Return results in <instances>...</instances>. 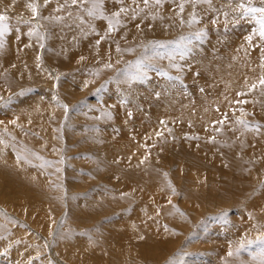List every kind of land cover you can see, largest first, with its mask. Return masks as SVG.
Listing matches in <instances>:
<instances>
[{
    "label": "rangeland",
    "instance_id": "rangeland-1",
    "mask_svg": "<svg viewBox=\"0 0 264 264\" xmlns=\"http://www.w3.org/2000/svg\"><path fill=\"white\" fill-rule=\"evenodd\" d=\"M151 1L116 45L120 34L85 26L78 0H0V264H264V84L247 97L261 80L234 85L231 135L200 123L206 149L179 129L190 116L143 106L203 93L211 67L189 58L222 49L264 82V0ZM133 138L152 187L130 185L136 164L121 153Z\"/></svg>",
    "mask_w": 264,
    "mask_h": 264
},
{
    "label": "bare ground",
    "instance_id": "bare-ground-1",
    "mask_svg": "<svg viewBox=\"0 0 264 264\" xmlns=\"http://www.w3.org/2000/svg\"><path fill=\"white\" fill-rule=\"evenodd\" d=\"M78 1L82 2V5L86 6L91 11L90 13L87 14L88 21L85 24V26H87L88 28H91V29H99V27H103V29H99V30H108L109 29V32L114 33V35L120 34L122 37L115 40L116 45H123L127 41L126 39L123 38V36L126 35V33L123 31L124 28H127L129 26H136L138 24H143V23H146L149 21L145 17V15H143V10L140 9L141 7H143L140 0H78ZM145 2L148 3V0H145ZM155 2H156V0L151 1V3H155ZM6 12L12 13L11 11L10 12L6 11ZM70 18H71V16H70ZM85 18H86V15L84 13H82L81 17L78 20L84 24ZM65 21H67V20H65ZM106 23H108V24L106 25ZM124 26H126V27H124ZM60 45L63 48L68 47L65 43H63V44L60 43ZM67 52H69V51H67ZM219 52L222 55L221 59H217L215 57H208L207 54H205V53L201 54V56L199 58H197L195 56H192L189 58L191 62L198 61L199 67H204V66H210L211 67L209 69L211 70L212 74L207 73V71H201V73H203L205 76L208 74V78L205 80V83L203 84V85H205V86H203V90H204L203 93H201L200 90L197 89L198 92H194L193 99H188V98H185L182 96L169 97L167 99L163 98L160 101H156V102L149 101L143 105L145 108L148 105L149 111H155V108L159 107L160 111L163 113L162 119L167 118V117H172L174 120L177 121L181 118V116L183 114L190 116L191 121L193 122V127L191 126L192 125L191 124V125L179 127V129H182L185 132H188L189 134L194 135L196 137L199 134H201L199 136L204 137L205 143H203V144L206 145V146L205 145H201V146L205 147V149L208 148L209 146L212 147L213 145H211V143H209L210 141L206 140L208 137V133L206 131L201 130V128L199 127L201 122L207 123V124L209 123V124L213 125L214 128L216 127L217 129L222 127L223 129L221 130L220 137H222L223 135L224 136L225 135L226 136L231 135L233 133L232 130L235 129L234 126H232L230 123L233 120L235 121V117L237 116L235 114V109L230 104L231 101H233V100L235 101L237 99V91H236L237 88H234V85L236 86V85H239L241 83V84H244V87H247L248 85H250V87H251V84L258 83L261 80L259 87L255 88V86H254L251 89L247 88V91H248L247 97L249 96V101H253V103H254L255 101L258 102V97H257L259 95L258 91L261 88V86L264 84L263 80L260 79V77H259L260 73H262V72H260L257 68L255 69V71H253L249 74L239 67L240 64L238 62H236V59H237L236 52H231L233 60H231L230 62H227L226 57H224V54H226V49H222ZM83 54L85 55V56H83V58L95 57L93 54H90L89 47H85V49L83 50ZM103 54H104V50H103ZM242 60L243 59L241 58V63H242ZM247 64H248L247 66H250L251 63L247 62ZM263 75H264V73H263ZM139 98L141 100H143V98L141 96H139ZM222 101H226L227 106L222 108V110L219 113H217V107L219 104L222 103ZM249 101H247V103ZM226 122H228V123H226ZM214 124H216V125H214ZM235 126L237 127V125H235ZM152 130L153 129L149 128L147 131H152ZM240 135H243V137L245 139L242 137H239V135L235 136L236 141L233 143V145L237 149L239 148L238 144H242L244 141H246V135L245 134H240ZM128 137H133V136H132V134H129V135H127L126 138H128ZM121 139H123V138H121ZM133 139H135V140L133 141L131 139L130 140L126 139L127 144L125 142L126 140L124 141L127 148L123 153H121V159L124 160V162H125V160H128L131 163L136 164V166H133V170L129 171V173H128V176H129V179L131 182L133 181V179L135 177L136 178L146 177L142 183L146 184L148 187L149 186L152 187L151 186L153 184L152 179L148 178V176L146 175V173L144 171L142 172V170H143L142 168H143V166H149L151 168V171H152L151 165L153 162H151V164H149L150 163L149 160H151V159H150V157H148V153L146 152V150H147L146 147H144L146 150H143V148L141 147V139H136V138H133ZM201 139H203V138H201ZM233 141H234V139L233 140L230 139L229 140L230 144ZM116 142H118V140H116ZM120 142H123V140L122 141L120 140ZM151 142H152V140H151ZM155 144H157V143H155ZM96 146H97V148H99L101 150V152H99V154L103 158H105L106 160L111 159V157H112V159H115L114 158L115 156L116 157H117V155L119 156V154L116 155L115 151H111L109 148V144H107L104 141H102V142L96 141V143L93 144V147H96ZM158 146H160V145H158ZM162 146L160 147V150L165 151V149ZM225 146L229 147L230 145H228L226 143ZM188 148H190V147H188ZM156 149H158V147ZM232 150H234V148ZM193 153H194V151H193ZM139 157L140 158L143 157V158H141L142 160L139 159ZM144 157H146V158H144ZM121 159H119V160H121ZM151 175L152 174H149V176H151ZM190 177H191V179H193L192 174ZM146 182H148V183H146ZM133 183H134V181L132 183H130V185H133ZM133 187H136V184H134ZM130 188H132V186H129V189ZM141 189H143V188H141ZM138 194H140L142 200L146 199V197H148L149 194H150L149 198L154 196L151 194L150 188H148L146 190V192L143 191V192H139ZM156 196L157 195H155V197ZM221 197H223V196H221ZM133 210H134L135 215L136 214H137V216L140 215V211H138L136 208H134Z\"/></svg>",
    "mask_w": 264,
    "mask_h": 264
},
{
    "label": "snow or ice",
    "instance_id": "snow-or-ice-1",
    "mask_svg": "<svg viewBox=\"0 0 264 264\" xmlns=\"http://www.w3.org/2000/svg\"><path fill=\"white\" fill-rule=\"evenodd\" d=\"M73 2H75V0H73ZM262 11H264V9H262ZM6 19L5 16L0 15V21H4ZM262 35H264V32H262Z\"/></svg>",
    "mask_w": 264,
    "mask_h": 264
}]
</instances>
